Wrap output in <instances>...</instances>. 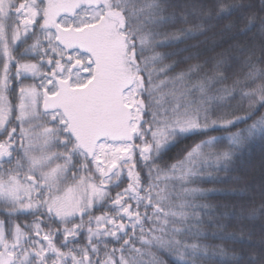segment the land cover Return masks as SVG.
Masks as SVG:
<instances>
[{
	"label": "snow or ice",
	"instance_id": "snow-or-ice-1",
	"mask_svg": "<svg viewBox=\"0 0 264 264\" xmlns=\"http://www.w3.org/2000/svg\"><path fill=\"white\" fill-rule=\"evenodd\" d=\"M257 142L264 0H0V264H264Z\"/></svg>",
	"mask_w": 264,
	"mask_h": 264
},
{
	"label": "trees",
	"instance_id": "trees-1",
	"mask_svg": "<svg viewBox=\"0 0 264 264\" xmlns=\"http://www.w3.org/2000/svg\"><path fill=\"white\" fill-rule=\"evenodd\" d=\"M203 39V37H201ZM189 43H196V41H190ZM219 51V49H217ZM213 55V53H209ZM179 70V69H178ZM242 114V113H241ZM195 139V138H194ZM194 140L185 141L179 148L175 149L171 156H175L181 149L187 145H191ZM264 155V143L257 142L253 145L247 153H245L242 158L237 162L235 170L231 173H214L213 175H219V177L224 181L221 184H203V187H217L223 189H232L243 191L248 185L256 184L259 185L264 181V174H262L261 156ZM169 163L174 162V160H169ZM216 200H240L241 197H216ZM167 259V257H164Z\"/></svg>",
	"mask_w": 264,
	"mask_h": 264
}]
</instances>
